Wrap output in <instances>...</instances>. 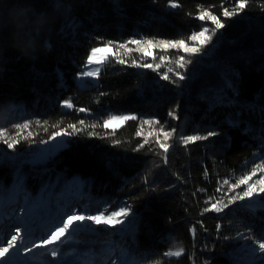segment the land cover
<instances>
[{
  "label": "trees",
  "instance_id": "1",
  "mask_svg": "<svg viewBox=\"0 0 264 264\" xmlns=\"http://www.w3.org/2000/svg\"><path fill=\"white\" fill-rule=\"evenodd\" d=\"M31 2L51 11L49 0ZM234 7L233 0H65L49 35L50 52L28 60L5 51L0 128L14 136L16 124L28 123L34 135L7 152L0 150V209L11 199L25 223L52 217L51 230L70 212L130 209L123 225L82 229L62 244L41 248L37 258L24 253L27 262L90 264L120 251L131 264H264V254H253L252 241L245 238L264 236V196L237 201L221 213L203 211L210 197L211 202L227 200L225 179L234 183L264 163V0H249L238 15L222 16ZM205 9L225 27L212 37L219 42L216 54L196 64L187 58L185 80L172 73L170 80H162L168 66L158 73L110 61L95 83L81 82L78 73L91 47L130 39L187 40L201 25L212 27L197 19ZM128 59L140 57L132 53ZM65 100L88 111L66 109ZM121 114L137 119L114 132L103 129L104 119ZM167 116L185 136L217 135L188 145L170 139L166 155L155 136L140 147L141 121H166ZM80 120L97 127L66 136V144L45 163L30 168L19 157L49 141L53 131L68 124L79 127ZM143 132L146 136L148 125ZM75 199L74 208L69 207L66 201L74 204ZM54 247L59 249L55 258ZM177 247L185 250L181 257L164 256Z\"/></svg>",
  "mask_w": 264,
  "mask_h": 264
},
{
  "label": "snow or ice",
  "instance_id": "2",
  "mask_svg": "<svg viewBox=\"0 0 264 264\" xmlns=\"http://www.w3.org/2000/svg\"><path fill=\"white\" fill-rule=\"evenodd\" d=\"M235 7L232 10L225 9L222 12V16L225 18H230L238 15L243 11L249 0H233ZM172 8L178 7V4L172 3L170 5ZM197 19L200 21L210 22L211 28L201 25L200 31L192 32L187 40L185 39H130L125 42H113L107 41L103 42L101 46H93L90 51L87 53L85 68L86 70L78 73V76L81 78H91L92 80H97L101 74L103 68L109 64V62H114L119 65L129 64L134 67L151 69L159 73V70L162 66L171 63L170 58L167 55H159L157 57V52H168L169 50L182 51L185 55H178L175 59V66L177 69H184L189 63L186 59L187 55L200 53L204 46L208 45L212 41L213 35L223 27L225 24L214 15L210 10H201L197 16ZM129 45L134 47H129ZM135 52L139 55L140 60L131 59L129 57L132 53ZM159 62H155L156 60ZM151 60L152 62H148ZM170 73L174 74L178 80H184L185 76L179 71H174L172 67H167L166 71L160 76L162 80H170ZM231 87V85H229ZM63 107L66 109H74L77 112H87L86 108H75L74 104L69 100L63 102ZM169 116L175 118L174 112H169ZM137 116L132 114L125 115H110L108 118L104 119L102 122V127L104 130H112L113 132L122 126L125 122L129 120H136ZM37 124L40 122L37 121ZM47 122L45 121V124ZM159 121L156 120H142L141 128L136 132L137 136H144V141L140 145L143 147L149 142V137L155 136V143L159 146V149L165 155L168 153L170 144L169 140L174 135L175 129L170 131H165L163 126L157 131L152 126L158 124ZM148 125L150 131L145 136L143 132V126ZM28 123H18L15 125L17 129L14 136H9L7 131L0 128V140L7 145L8 149H13L21 140L31 138L34 133L29 130ZM56 127V125H52ZM96 124L87 125L84 120L79 121V127L77 124H68L67 128H59L57 131H53L48 139L55 140L58 137L72 136L84 128H96ZM47 131V128H45ZM26 133V134H24ZM89 135H94V133L89 132ZM217 133L208 132L207 136L203 135H187L181 137V143L188 145L196 141L205 140L208 137L215 136ZM163 139H160V137ZM45 141H41L44 143ZM258 173H264V163L255 165L250 172L240 176L234 183H230L229 180L225 179L223 181L224 185L228 186V192L223 193L227 197V200L216 199L215 202H211L212 198H209L208 206L203 209L205 213L215 212L221 213L224 209L228 208L230 205L234 204L237 201L252 200L254 197L264 194V175H260L257 178ZM255 178V179H254ZM243 187V190L229 195L235 191V189ZM221 189L218 188L217 192H220ZM107 212V214H106ZM130 216V209L127 205L119 207L117 210H112L108 212L107 210L101 211L97 210L94 214L89 213H77L70 212L67 214L66 218H62L54 230H51L48 235L41 239L38 243H32L30 247H24L22 241L24 237L22 236V231L20 227L15 229L14 234L11 235L9 239L6 240L5 246H0V264H5L6 258L10 253L18 254L21 250L24 253L33 251V249L43 248L48 250L49 246L59 245L65 242L68 237H71L75 233L79 232L82 229L93 230L92 226H107L115 228L118 225H123L127 218ZM90 222V223H88ZM217 230L221 228L220 224L216 225ZM191 233L195 235V227L190 229ZM246 239H251L252 247L251 252L253 254L260 253L264 254V236L259 237H245ZM58 247L51 249V256L57 257ZM183 248H179L173 251H167L164 253L165 257H176L179 258L184 253ZM112 264H116L115 261Z\"/></svg>",
  "mask_w": 264,
  "mask_h": 264
},
{
  "label": "rangeland",
  "instance_id": "3",
  "mask_svg": "<svg viewBox=\"0 0 264 264\" xmlns=\"http://www.w3.org/2000/svg\"><path fill=\"white\" fill-rule=\"evenodd\" d=\"M129 47H134V46L129 45ZM218 47H219V42H217V40L215 41L214 39H212V41L208 45L204 46V48L201 50L200 53L187 55L186 59L190 58V57L194 58L195 64H196V62L198 60H200V58H203V57L210 58L214 54H216ZM169 51L166 53L157 52V57L159 55H167L170 58L171 63H168L164 66L172 67L173 69H175L174 71L181 72V74H183L185 76V79H186L189 75L188 68L185 67L184 69H177L176 70V66H175V59L176 58L172 57V55L168 54ZM133 53H135V52H133ZM177 53L178 52H176L175 54H177ZM181 53L184 54L182 51H179V54H181ZM194 60H192L191 63H193ZM155 62H159V60L157 59ZM213 63H215V61ZM212 66H214V65H212ZM84 70H86L85 64L82 67L81 72ZM80 80L84 85L90 84V82L95 83L97 81V80H92L91 78H80ZM121 115H125V114H121ZM158 121H159L158 124L152 126L157 131L161 128V126H163L165 131H170V130L175 129L174 135L171 137V139L175 138V139L181 140V137L185 136L183 134V132H181L177 126H173V124H172V122L168 116L166 118V121H162L161 119H158ZM149 131H150V128L148 126V132ZM65 137L66 136L58 137L55 140H51V141L49 140V141L39 145L37 148L35 147L34 150H33V148L25 149V150H23V152L20 153L19 157H25L24 161L27 164L28 163L30 164V168L35 167V166H39V165L45 163L46 161H48L51 157H53L54 154H56L57 151L66 144ZM160 139H163V137L161 136ZM0 150L6 151V150H11V149H8L7 145L4 144L3 141L1 140L0 141ZM260 175H264V173H258L257 178ZM260 196H264V194H260L259 196L254 197L252 200H244V201H248V202L257 201V199ZM6 199H8V198H6ZM76 200L77 199H75L74 204H72L73 202H69L68 200L66 201V203L68 204L69 207L74 208L73 206H75L77 203ZM0 218L5 224V228H6L5 230H6V232H8L9 238L11 237L12 234H14L15 229L17 227L21 228L22 236L24 237V239L22 241L24 247H30L32 243H38L41 239H43L46 235H48V233L51 231V226L53 225V222L51 221L52 217L50 218L47 215L43 219H40V220L37 219V220H34L32 222L28 221L27 223H25V220L23 219L20 210L17 208L16 204L13 205V202L11 199L6 201V205L0 211ZM2 231L3 230H0V232H2ZM3 238L4 237L1 234L0 235V242H2ZM179 248H181V247L174 248L173 250H177ZM173 250H171V251H173ZM118 252H115L114 255L109 256L106 260H102V258H100V256H98L96 261H94L90 264H95V262H96V264H112L113 261H115L116 264H131L132 260L129 257H127L126 259H122L121 255H120V251H118ZM41 253H42L41 248H37V249H33V251L25 253V254H28V255L32 254L30 256L31 258H35V257L37 258L38 256H41ZM167 258H171V257H167ZM27 260H28V258L25 259L24 252L21 250L18 254L10 253L9 256L6 258L5 264H38L36 262H27ZM75 264H87V263H75Z\"/></svg>",
  "mask_w": 264,
  "mask_h": 264
},
{
  "label": "clouds",
  "instance_id": "4",
  "mask_svg": "<svg viewBox=\"0 0 264 264\" xmlns=\"http://www.w3.org/2000/svg\"><path fill=\"white\" fill-rule=\"evenodd\" d=\"M49 3L51 11L37 9L31 0H0V58L9 50L28 60L51 51L49 35L65 11V0Z\"/></svg>",
  "mask_w": 264,
  "mask_h": 264
},
{
  "label": "bare ground",
  "instance_id": "5",
  "mask_svg": "<svg viewBox=\"0 0 264 264\" xmlns=\"http://www.w3.org/2000/svg\"><path fill=\"white\" fill-rule=\"evenodd\" d=\"M6 228H5V224H4V222L1 220V218H0V230H3L2 232H0V235L2 234L3 235V240H2V242H0V246H5V243H6V240L7 239H9V234H8V232H6V230H5Z\"/></svg>",
  "mask_w": 264,
  "mask_h": 264
}]
</instances>
